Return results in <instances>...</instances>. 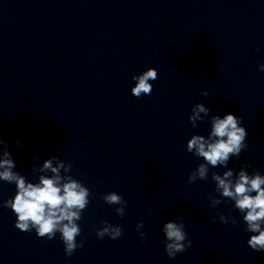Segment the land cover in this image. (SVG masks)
I'll use <instances>...</instances> for the list:
<instances>
[{
    "label": "clouds",
    "instance_id": "clouds-1",
    "mask_svg": "<svg viewBox=\"0 0 264 264\" xmlns=\"http://www.w3.org/2000/svg\"><path fill=\"white\" fill-rule=\"evenodd\" d=\"M258 70L264 72V64H260ZM157 78V70L151 67L139 75H133L135 86L131 88V94L136 98L151 95L153 84L150 81ZM201 95L209 96L210 93L202 92ZM210 112L211 110L203 103H196L188 117L193 128L197 127V121L202 122L205 118L210 122L207 137L193 134L187 141L186 151L203 159V162L190 172L188 183L208 180L210 168L221 166L227 168L222 175L215 171L211 172L215 192L219 194V198L209 196L211 206L216 207L226 200L232 201V209L228 214L219 215L220 223L225 225L240 223L231 215L233 209L238 211L246 225L245 231L253 233L247 240L248 246L254 251L264 252V175L255 169L249 173L248 164H242L239 171L228 168L231 158L239 159L242 151L248 148L246 143L248 132L241 126V117L232 113H226L221 117L210 115ZM16 143L20 145V141ZM53 160H56L55 156L46 160L40 169L41 172L50 170L53 174L51 177L40 175L38 182H29L24 175L14 171L15 161L8 151L6 141L0 138V181L14 184L16 187L14 197L3 200L0 206L12 210L16 216L15 227L22 232L35 230L39 238L47 240H53L59 233L65 255L70 257L76 249L84 246L83 240L78 242L76 239L81 235L78 222L82 220V213L90 204L89 198L92 194L88 187L72 175L61 176V169L65 172L72 169L71 163L66 165L63 161L57 160V166L53 167ZM102 199L109 205L118 206L115 212L119 217L125 215L127 201L122 195L113 191L104 194ZM212 219L215 221L216 217ZM100 223L102 227L96 230L97 238L102 240L107 236L117 240L122 237L121 226L113 225L106 220ZM142 227V221L136 225L138 231ZM162 231L165 234L164 250L170 259H175L179 253L192 247V240L188 238L182 217L177 216L175 220L164 223ZM145 235L140 232L141 242Z\"/></svg>",
    "mask_w": 264,
    "mask_h": 264
}]
</instances>
